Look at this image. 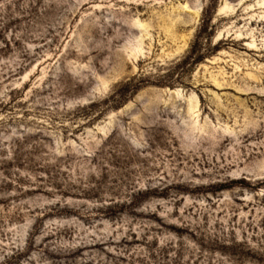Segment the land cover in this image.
Listing matches in <instances>:
<instances>
[{"label": "rangeland", "instance_id": "374dc122", "mask_svg": "<svg viewBox=\"0 0 264 264\" xmlns=\"http://www.w3.org/2000/svg\"><path fill=\"white\" fill-rule=\"evenodd\" d=\"M263 5L0 0V264H264Z\"/></svg>", "mask_w": 264, "mask_h": 264}, {"label": "bare ground", "instance_id": "6f19581e", "mask_svg": "<svg viewBox=\"0 0 264 264\" xmlns=\"http://www.w3.org/2000/svg\"><path fill=\"white\" fill-rule=\"evenodd\" d=\"M223 6H224V5H223ZM223 6H222L221 8L224 9L226 6H225V7H223ZM227 6H228V5H227ZM263 6H264V5H263ZM183 8L188 9V6H185V7H183ZM189 8H190V6H189ZM194 8H195V7H194ZM194 8H193V9H194ZM196 8H197V7H196ZM230 8H231V7H230ZM230 8H228V9H230ZM182 10H183V9H182ZM195 11H196V10H195ZM140 22H141V21H140ZM136 26H137V25H136ZM139 30H140V29H139ZM145 32H146V29H145ZM135 40L137 41V40H139V39H135ZM135 40H134V41H135ZM249 43H250V42H249ZM130 45H131V44H130ZM132 45H133V44H132ZM137 45H138V44H136V46H137ZM248 45H249V44H248ZM138 46H139V45H138ZM249 46H250V45H249ZM128 47H129V46H128ZM137 48L140 49V47H137ZM253 48H254V47H253ZM133 49H134V47H133ZM131 52H132V51H131ZM169 92H170V91H169ZM175 97H176V95H175ZM190 99H191V98H190ZM194 115H195V114H194ZM190 117H192V116H190ZM193 119H194V118H193ZM192 123H193V122H192ZM195 124H196V123H195ZM200 131H201V130H200Z\"/></svg>", "mask_w": 264, "mask_h": 264}]
</instances>
